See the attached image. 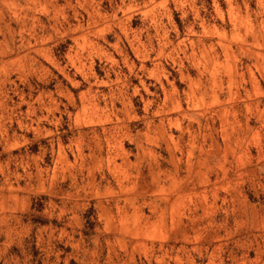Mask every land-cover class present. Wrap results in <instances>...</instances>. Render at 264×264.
Wrapping results in <instances>:
<instances>
[{
  "label": "rangeland",
  "instance_id": "374dc122",
  "mask_svg": "<svg viewBox=\"0 0 264 264\" xmlns=\"http://www.w3.org/2000/svg\"><path fill=\"white\" fill-rule=\"evenodd\" d=\"M0 264H264V0H0Z\"/></svg>",
  "mask_w": 264,
  "mask_h": 264
}]
</instances>
